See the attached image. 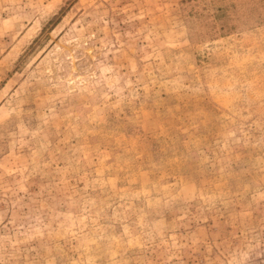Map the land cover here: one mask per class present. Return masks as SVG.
<instances>
[{"label":"rangeland","instance_id":"obj_1","mask_svg":"<svg viewBox=\"0 0 264 264\" xmlns=\"http://www.w3.org/2000/svg\"><path fill=\"white\" fill-rule=\"evenodd\" d=\"M0 264H264V0H0Z\"/></svg>","mask_w":264,"mask_h":264}]
</instances>
